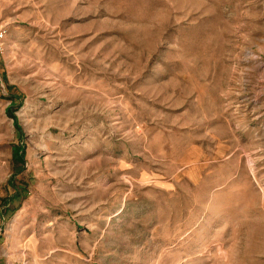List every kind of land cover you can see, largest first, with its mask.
I'll return each mask as SVG.
<instances>
[{
	"label": "rangeland",
	"instance_id": "1",
	"mask_svg": "<svg viewBox=\"0 0 264 264\" xmlns=\"http://www.w3.org/2000/svg\"><path fill=\"white\" fill-rule=\"evenodd\" d=\"M0 264H264V0H0Z\"/></svg>",
	"mask_w": 264,
	"mask_h": 264
}]
</instances>
